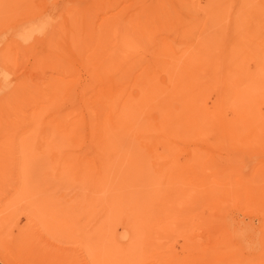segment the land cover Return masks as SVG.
<instances>
[{
    "label": "rangeland",
    "instance_id": "374dc122",
    "mask_svg": "<svg viewBox=\"0 0 264 264\" xmlns=\"http://www.w3.org/2000/svg\"><path fill=\"white\" fill-rule=\"evenodd\" d=\"M191 14L199 19L197 27L189 21ZM180 26L196 31L182 35ZM199 27L214 46L208 57L219 67L206 75L207 85L216 83L207 86L209 99L203 105L216 112L220 123L166 126L138 154L143 165L141 201L116 205L110 232L98 228L104 216L78 221V201L89 196L84 187L91 186L90 177H81L80 165L91 171L101 145L107 148L101 141L103 124L115 136L107 120L128 94L135 97L150 81L167 87L171 73L193 68L203 49L193 51L198 41L189 37L201 38ZM53 58H64V69ZM122 66H129L128 72ZM105 80L124 90L113 103L102 93L109 90ZM23 87L34 93L24 95ZM49 103L54 106L46 108ZM157 114L152 109L144 119L154 123ZM0 119V133L8 137L7 144L0 141V167L18 164V169L9 165L17 171L0 168V264H264V0H0ZM54 138L63 144L55 148ZM3 151H11L10 156ZM115 165L118 172L108 175L114 190L135 178L133 169L123 175L125 164ZM82 180L87 186H79ZM76 185L87 191L80 193ZM59 215L70 225L69 233ZM133 224L136 235L128 232Z\"/></svg>",
    "mask_w": 264,
    "mask_h": 264
},
{
    "label": "bare ground",
    "instance_id": "6f19581e",
    "mask_svg": "<svg viewBox=\"0 0 264 264\" xmlns=\"http://www.w3.org/2000/svg\"><path fill=\"white\" fill-rule=\"evenodd\" d=\"M183 9V8H182ZM188 9V8H187ZM181 10V9H180ZM177 11V10H176ZM184 11V10H183ZM193 12V11H192ZM204 13H206V12H204ZM175 14V13H174ZM173 14V15H174ZM190 14V13H189ZM185 15V14H184ZM193 14H191V15H189V16H192ZM177 16L179 17L180 15H179V12H177ZM188 15H187V17H189ZM185 17V16H184ZM193 17V18H192ZM191 17V20H189V21H192V23L193 22H195L196 23V20L198 21L199 19L197 18L196 20L194 19V17H196V15L195 16H192ZM206 17V16H205ZM174 16H173V20H174ZM201 18V17H200ZM176 19V18H175ZM185 19V18H184ZM187 19V18H186ZM189 19H190V17H189ZM192 19H194V20H192ZM202 19V18H201ZM203 20H205V19H203ZM175 21V20H174ZM187 21H188V19H187ZM188 21V22H189ZM177 22V21H176ZM183 22V21H182ZM186 21H184L183 23H185ZM202 22V27H204V25H206V24H203V22L204 21H201ZM191 23V26H193L192 27V29L194 30L196 27H197V25H199L200 23L199 22H197L196 24H195V26H194V24H192ZM199 23V24H198ZM178 24V23H177ZM186 24V23H185ZM189 24V23H188ZM187 24V25H188ZM174 25V24H173ZM168 26V25H167ZM175 26V25H174ZM182 26V25H181ZM180 26V27H181ZM171 27H172V25H171ZM176 27H177V25H176ZM195 27V28H194ZM206 27V26H205ZM204 27V28H205ZM170 28V27H169ZM173 28V27H172ZM171 28V29H172ZM178 28V27H177ZM177 28H174L175 30L174 31H176V29ZM181 30H182V32L184 31V32H190V29L191 28H187L188 30H185V28H184V30H183V28L181 27L180 28ZM179 29V30H180ZM191 29V30H192ZM197 29H202L201 27H199V28H197ZM117 30V29H116ZM115 30V31H116ZM170 30V29H169ZM191 31V32H195V31ZM206 30H207V28H206ZM215 30V29H214ZM214 30H213V32H214ZM200 31H202V30H200ZM112 32H114V31H112ZM118 32V31H117ZM123 32H125V31H123ZM181 32V33H182ZM182 33V35H184L185 33ZM197 32H198V30H197ZM203 33H201V35H203L201 38L199 37V36H197V40L195 39V38H193L192 37V35L191 34H193V33H188L189 35H191V37L193 38H191V37H189V35L187 36V37H189L190 38V40L192 41V42H197L196 43V46H194V47H192V50L193 51H196L195 50V48L196 47H198L199 49L198 50H202L203 49V53H202V55H201V57H198V58H196V57H194L193 55H194V53L193 54H190V55H192L194 58H196L195 59V65H193L192 67V69H190V70H188V72H179L178 71V73H171V75H170V77H169V79H170V83L168 84L167 82V84H168V86L167 87H162V86H159L158 84H156V83H154V82H152V81H150V84L148 85V86H146V87H143V88H141V90L139 91V93L135 96V97H132V95H130V94H128L127 96H126V98L124 99V102H123V105L117 110V112L115 113V116H111V117H109L110 118V120H107V122L109 121V124H111V126L116 130V134H115V136H111L110 134H109V131H110V129H109V126L106 124V125H104L103 124V128H102V130H101V132H102V139H101V141L107 146V148L105 147V146H103L102 147V145H101V150H100V153H97V155H96V158H95V164H93V167H92V169H91V171H88V170H90L89 168H88V170L86 169V167L85 166H83L84 164H82V166L80 165V173H81V177H90L91 178V186L90 185H85V183H84V185H82V183L83 182H85L84 180H82V182L81 181H79L78 183H80L79 184V186H87V187H84V188H86V189H89V192H90V194H89V196L87 197V198H84V199H80L78 202L80 203L79 204V216H78V221L81 219V218H84L83 219V221L84 220H87L88 218H93V217H95L97 214L101 217V219L103 218V216H104V218L101 220V225L98 227L99 228V230H101V231H103V232H110L111 230H112V227H111V221H112V217H114V216H116L117 215V213H118V209L119 208H117L116 207V205L118 206V207H120L119 206V204H136V203H139L140 201H141V195H142V190H140V189H142V176H143V165H142V158H141V155H138V154H140V151H141V149H142V147H143V144L146 146V147H148L149 146V143H150V141H152V139L153 138H151V137H155V135L158 137V134H159V132L161 131V130H163L166 126H169V125H172V124H174V123H185V124H189V125H195V127H201V128H206V124H210V123H220V119H219V117H218V115L216 114L215 115V113L216 112H209V111H207V108L206 107H204V105H203V100H204V98H206V95H207V93L209 92V90H208V88H207V86H209L210 85V88H213L214 87V85H215V83H212V84H208L207 85V83H208V80H207V73H211V72H217L218 71V69H219V67L217 68V66H216V64L215 63H213V62H211V60L213 61V59H211V58H213V57H208V54H210V53H214V46L213 45H209L207 42H206V35H207V33L203 30L202 31ZM213 32H210V33H212L213 34ZM115 33V32H114ZM179 33V32H178ZM180 33V34H181ZM199 32L197 33V34H200ZM124 35V34H123ZM181 35V36H182ZM117 35H115V37H116ZM193 36L194 37H196L195 36V34H193ZM218 36V35H217ZM186 37V38H187ZM214 37V36H213ZM185 38V39H186ZM198 38H200L199 40H198ZM209 38V37H208ZM207 38V39H208ZM219 38V37H218ZM217 38V39H218ZM115 40H116V38H114ZM188 39V38H187ZM211 39H213V38H211ZM193 40H195V41H193ZM114 41V40H113ZM190 41V43L192 44V42ZM115 42V41H114ZM125 42V41H124ZM213 42H214V40H213ZM113 43V42H112ZM116 43V42H115ZM115 43H113V46H114V44ZM189 43V44H190ZM206 43L208 44V45H206ZM65 45V44H64ZM63 45V46H64ZM112 45V44H111ZM123 45V44H122ZM124 45H125V43H124ZM128 45V44H127ZM187 45V44H186ZM66 46V45H65ZM64 46V47H65ZM158 46V45H157ZM188 46V45H187ZM186 46V47H187ZM192 46V45H191ZM216 46H218V45H216ZM125 47H127L126 45H125ZM189 47V46H188ZM67 48V47H66ZM65 48V49H66ZM118 48V47H117ZM159 48V47H158ZM158 48L156 49V50H158ZM218 48V47H217ZM154 49V50H155ZM190 49V48H189ZM220 49V48H219ZM63 50V49H62ZM61 50V51H62ZM114 51H115V49H113ZM125 50V49H124ZM167 50V49H166ZM185 50V49H184ZM110 51V46H109V50H108V52ZM130 51V50H129ZM65 52V51H64ZM63 52V53H64ZM113 52V51H112ZM119 52V51H118ZM117 52V53H118ZM181 52H183V51H180V53ZM217 52V51H216ZM111 53V52H110ZM114 53V55H115V52H113ZM120 54H122V51H120L119 52ZM137 53V52H136ZM184 54H186L187 53V51H186V53H185V51L183 52ZM188 53H190V52H188ZM187 53V54H188ZM218 53V52H217ZM66 54V53H65ZM124 54H125V52H124ZM127 54H129V53H127ZM184 54H183V58H184ZM110 56H111V54H109ZM123 55V54H122ZM131 54H129V56H130ZM189 55V54H188ZM197 55H199V54H197ZM110 56H107L105 59L107 60V59H109L110 58ZM116 56V58L118 57L117 56V54L115 55ZM120 56V55H119ZM128 56V57H129ZM132 56V55H131ZM154 56V55H153ZM152 56V57H153ZM113 57V56H112ZM128 57H126V55H125V57L124 58H126V59H128ZM133 57V56H132ZM132 57L130 58V59H132ZM188 57H191V56H188ZM187 57V59H188V61H190L193 57H191L190 58V60H189V58ZM56 58V57H55ZM115 58V57H114ZM123 58V57H122ZM122 58H120V59H122ZM123 58V59H124ZM155 58V59H154ZM165 58V57H164ZM183 58H181L180 60H182ZM194 58H193V61H194ZM210 58V59H209ZM54 59V58H53ZM58 58H56V60H57ZM62 60L64 59V58H61ZM112 59V58H111ZM133 59H136L135 57L133 58ZM147 59V58H146ZM153 59L156 61V59H157V57H153ZM152 58L150 59V61H152V63H155L154 62V60H153ZM167 59H169V58H167ZM55 60V59H54ZM53 60V61H54ZM55 60V61H56ZM60 60V59H59ZM62 60H60V62H63ZM65 60V59H64ZM113 60L114 59H112V62H113ZM116 60V59H115ZM137 60V59H136ZM206 60V61H205ZM52 61V60H51ZM52 61V62H53ZM54 61V62H55ZM109 61V60H108ZM130 61V60H129ZM148 61V60H147ZM192 61V62H193ZM57 62V64H58V62L59 61H56ZM60 62H59V64H60ZM65 62H66V60H65ZM149 62V61H148ZM191 62V61H190ZM125 63H127V61L125 62ZM131 63V62H130ZM183 63V62H182ZM187 63V62H186ZM55 64V63H54ZM113 64V63H112ZM129 64V62L127 63V65ZM137 64H138V62H137ZM61 66L63 65L64 66V64H60ZM139 65V64H138ZM144 64H142V66H143ZM146 65V64H145ZM218 65H219V63H218ZM63 66L61 67V69L63 68ZM112 66V65H111ZM113 66H115V65H113ZM130 67L131 66H133V64H130L129 65ZM129 66H126V68L127 67H129ZM149 66H150V62H149ZM148 65L147 66H143V68L145 67V68H148L149 67ZM152 66V65H151ZM154 66V65H153ZM155 67V66H154ZM171 67L172 66H169V68L171 69ZM181 66H179V65H177L175 68L176 69H179ZM111 68V67H110ZM114 68V67H113ZM118 68V67H117ZM123 68H125L124 66H122L121 67V70L123 69ZM126 68H125V70H126ZM139 68H141V67H139ZM64 69V68H63ZM129 69V68H128ZM137 69V68H136ZM149 69V68H148ZM154 69V68H153ZM156 69V68H155ZM154 69V70H155ZM93 70H95V69H92V73H93ZM96 70H97V68H96ZM95 70V71H96ZM104 70V69H103ZM124 70V69H123ZM123 71V72H128L127 70L126 71ZM142 71V68L141 69H138V70H136V72H137V74H139V71ZM144 70V69H143ZM157 70V69H156ZM167 70V69H166ZM60 71H63V70H60ZM95 71H94V73H95ZM119 71H120V69H119ZM171 71V70H170ZM116 72H117V70H116ZM205 72V73H204ZM92 73H91V75H92ZM118 73V72H117ZM141 73V72H140ZM103 75H104V73H102ZM121 74V73H120ZM119 74V75H120ZM135 73H134V71H133V75H134ZM137 74H135L136 76H137ZM163 74H165V73H163ZM131 75H132V73H131ZM133 75H132V78H135V77H133ZM149 75V74H148ZM166 75H168V74H165V76ZM94 76H95V74H94ZM126 76H129V75H126ZM164 76V77H165ZM97 77V76H96ZM107 77V76H106ZM111 76H109V78H110ZM213 77H215V75H211L210 76V78H213ZM92 78H93V75H92ZM99 78V77H98ZM105 78V77H104ZM112 78V77H111ZM130 78H131V76L129 77V81H130ZM137 78V77H136ZM1 79H2V77H1ZM159 79V78H158ZM166 79V78H165ZM167 79H168V77H167ZM3 80V79H2ZM102 80V79H101ZM133 79H131V81H132ZM135 80V79H134ZM4 81V80H3ZM6 81V80H5ZM4 81V82H5ZM94 81V80H93ZM92 81V82H93ZM111 81V80H110ZM129 81H128V78H127V80H126V82H128V84H129ZM136 81V80H135ZM135 81H134V83H135ZM105 82H106V80H105ZM104 82V88H108L109 90H106V92H102L103 93V95L104 94H106V97H109V100L108 99H106L107 101H110L111 100V102L113 103V102H115V100L117 99V92L118 93H121L122 92V96H123V93H124V90H117V89H113V87H112V84H111V87H110V85L108 84V82H106L105 83ZM112 82V81H111ZM138 82V81H137ZM136 82V84H138L139 85V83L140 82H138L137 83ZM120 83V82H119ZM124 83V86H125V82H123ZM1 84H3V83H1ZM5 84V83H4ZM122 84V83H121ZM161 84V83H160ZM130 85H132V83L130 84ZM135 85V84H134ZM122 86V85H121ZM120 85L119 86H117V87H121ZM25 88H28L27 86H24ZM23 87V88H24ZM62 87H64V86H62ZM123 87V86H122ZM129 87V86H128ZM133 87V86H132ZM15 88V87H14ZM14 88H12V89H14ZM25 88H24V90H23V92H24V95H28L29 93V95H32L34 92H33V90L31 91V92H27V90L29 89H27L26 90V92H25ZM57 89V88H56ZM59 89V88H58ZM57 89V90H58ZM119 89V88H118ZM134 89V88H133ZM132 88H131V90H133ZM138 89V88H137ZM136 89V90H137ZM64 90V89H63ZM129 90H130V88H129ZM139 90V89H138ZM7 91V90H6ZM15 91V90H14ZM56 91V90H55ZM58 91H60V90H58ZM102 91H103V89H102ZM121 91V92H120ZM126 91V90H125ZM135 91V90H134ZM212 91V90H211ZM215 91V90H214ZM33 92V93H32ZM57 92V91H56ZM22 93V92H21ZM26 93V94H25ZM102 93H100L99 95H98V97H100L101 96V94ZM134 93V92H133ZM12 94V93H11ZM14 94V93H13ZM126 94V93H125ZM124 94V95H125ZM57 95H58V92H57ZM102 95V96H103ZM134 95V94H133ZM119 96H121V94H119ZM15 97V96H14ZM105 97V96H104ZM105 97V98H106ZM208 97V96H207ZM101 98V97H100ZM105 98H104V100H105ZM123 98V97H122ZM15 99V98H14ZM102 99V98H101ZM112 99H114L113 101H112ZM207 99H209V97L208 98H206V100ZM12 100V99H11ZM98 100V99H97ZM119 100H120V97H119ZM12 101H14V100H12ZM45 101H46V99H45ZM48 101H51V99L50 100H48ZM106 101V102H107ZM208 101V100H207ZM5 102H6V99H5ZM51 102H53V101H51ZM103 102V101H102ZM106 102L104 103V104H106ZM120 102V101H119ZM216 102V101H215ZM61 103V102H60ZM9 104V103H8ZM8 104H6L5 103V106L6 105H8ZM36 104V103H35ZM50 104V103H49ZM49 104H46V108H49V107H52V106H54L53 105V103L52 104H50L51 106H48ZM122 104V103H121ZM120 104V105H121ZM205 104V103H204ZM10 105H11V103H10ZM10 105L8 106L9 107V109H10ZM38 105V104H37ZM56 105V104H55ZM108 106H111V104L109 103V104H107ZM43 106V105H42ZM59 106V105H58ZM113 106V105H112ZM36 107H38V106H36ZM56 107V106H55ZM98 107H100V106H98ZM4 108V107H3ZM41 108V107H40ZM43 108V107H42ZM44 108H45V106H44ZM42 109L43 111L45 110L46 111V109ZM101 108V107H100ZM100 108H98L99 110H102V108L100 109ZM54 109V108H53ZM104 109V108H103ZM156 110V112H158V114H159V119L157 120V121H155L154 123H156V124H154V123H150L149 121V119L147 118V120L148 121H146L145 119H144V115H148V113L150 112V110ZM8 110V109H7ZM5 111V110H4ZM219 111H220V108H219ZM8 112V111H7ZM6 111H5V113H7ZM42 112V111H41ZM51 112V111H50ZM92 112V111H91ZM157 114V115H158ZM5 115V114H4ZM4 115H2V116H4ZM7 115H8V113H7ZM10 115V114H9ZM55 115H58V114H55ZM151 115H152V113H151ZM16 116V115H15ZM41 116H43V115H41ZM109 116V115H108ZM9 117V116H8ZM8 117H6L5 116V118H8ZM107 117V116H106ZM157 117V118H158ZM10 118V117H9ZM12 118H14V116L13 117H11L10 119L12 120ZM16 118V117H15ZM41 118V117H40ZM82 118V117H81ZM108 118V117H107ZM1 119H3V117L1 118ZM0 119V123H2L3 124V122H2V120ZM18 119V118H17ZM61 119H63V118H61ZM22 120V119H21ZM53 120V119H52ZM87 120V119H86ZM8 120H6V122H7ZM16 121V120H15ZM18 121V123H19V121H20V118H19V120H17ZM17 121H16V123H17ZM85 121V120H84ZM140 122L141 124L139 125L138 123H136V122ZM221 121H222V118H221ZM8 122H11V121H8ZM14 122V121H13ZM25 122V121H24ZM42 122V121H41ZM65 122V121H64ZM67 122V121H66ZM65 122V123H66ZM26 124H28L27 122H25ZM48 123V122H47ZM98 123V122H97ZM35 124V123H34ZM38 125H39V123H37ZM80 124V123H79ZM85 124V123H84ZM101 124V123H100ZM4 125H7L6 123L4 124ZM11 125V124H10ZM10 125H9V127H10ZM13 125V124H12ZM19 125V124H18ZM18 125H15V126H13V127H16V126H18ZM20 125H21V123H20ZM19 125V126H20ZM23 125V124H22ZM60 125V124H59ZM66 125H68V124H66ZM65 125V126H66ZM98 125V124H97ZM97 125H95L96 127H93V128H97ZM3 126V125H2ZM18 126V127H19ZM28 126V125H27ZM37 126V125H36ZM61 126V125H60ZM63 127H64V124L62 125ZM61 126V127H62ZM92 126V125H91ZM99 126V125H98ZM25 127H26V125H25ZM24 126H23V129L25 128ZM29 128H31V126L29 125L28 126ZM39 127V126H38ZM37 127V128H38ZM41 127H43V126H41ZM40 127V128H41ZM59 127V126H58ZM84 127V126H83ZM88 127V126H87ZM100 127V126H99ZM2 128V127H1ZM11 128V127H10ZM9 128V129H10ZM28 128V129H29ZM48 129H50L49 127H47ZM79 128H80V126H79ZM92 128V127H91ZM12 129H14V128H12ZM19 129V128H18ZM22 129V128H21ZM99 129H101V128H99ZM4 130H6V128L5 129H3V135L5 136V135H7L5 132H4ZM8 130V129H7ZM16 130V129H15ZM14 130V131H15ZM39 130V129H38ZM58 130H59V128H58ZM97 130V129H96ZM17 131V130H16ZM26 131V130H25ZM40 131V130H39ZM60 131V130H59ZM6 132H8V131H6ZM10 132V131H9ZM8 132V133H9ZM11 132H12V130H11ZM19 133H20V131H18ZM31 132V131H30ZM34 132V131H33ZM38 132V131H37ZM36 132V133H37ZM92 132V131H91ZM98 132V131H97ZM16 133V132H15ZM35 133V134H36ZM58 134H59V132H57ZM96 133V131L94 132V134ZM1 136H0V141H3V144H7V143H5V142H7V141H5L4 142V140H6L7 138H3L2 137V130H1ZM12 134V133H11ZM21 134H22V132H21ZM31 134H32V132H31ZM50 134V133H49ZM49 134H48V136H49ZM57 134V135H58ZM19 135V134H18ZM33 135L34 134H32V136H30V137H33ZM51 135H52V133H51ZM50 135V136H51ZM61 135V137L63 136V137H65V135H62V134H60ZM75 135H77V134H75ZM101 135V134H100ZM100 135L98 136V135H96V136H98V138L97 139H99V137H100ZM8 136H10V135H8ZM48 136H47V138H48ZM68 136V135H67ZM1 137H2V140H1ZM11 137V136H10ZM22 137V136H21ZM34 137H38V136H34ZM40 137H41V135H40ZM52 137V136H51ZM54 137V136H53ZM60 137V138H61ZM62 137V138H63ZM13 138V137H12ZM11 138V139H12ZM20 138V137H19ZM50 138V137H49ZM21 139V138H20ZM51 139V138H50ZM49 139V140H50ZM54 139H56V138H54ZM65 139H66V137H65ZM77 139V138H76ZM94 139H95V137H94ZM156 139V138H155ZM8 140H10V139H8ZM16 140V139H15ZM14 140V141H15ZM27 140V139H26ZM29 140V139H28ZM32 140V139H31ZM37 140V139H36ZM46 140V139H45ZM60 140H62V139H60ZM23 141V140H22ZM54 141V140H53ZM52 141V142H53ZM56 141V142H55ZM54 142V147H55V144H57L58 142V140L56 139ZM62 141H64V140H62ZM17 142V141H16ZM21 142V141H20ZM25 142V141H24ZM10 142H8V144H9ZM15 143V142H14ZM60 143V142H59ZM58 143V144H59ZM97 143V142H96ZM2 144V143H1ZM16 144V143H15ZM14 144V145H15ZM32 144V143H31ZM60 144H63L62 142L60 143ZM10 145V144H9ZM46 145V144H45ZM97 145V144H96ZM8 146V145H7ZM5 147V146H3L4 147V149L6 148H8V147ZM17 146V145H16ZM15 146V147H16ZM24 146V145H23ZM27 146H29V145H27ZM26 146V147H27ZM33 146H35V145H33ZM57 146V145H56ZM95 146V145H94ZM1 148H2V146H0ZM0 148V149H1ZM23 148L24 147H21V151H23ZM32 148V147H31ZM31 148H27L26 150L27 151H29L28 149H30V150H32ZM46 148V147H45ZM56 148V147H55ZM5 149V150H6ZM9 149V148H8ZM7 149V150H8ZM12 149V148H11ZM46 149H48V147L46 148ZM58 149V148H57ZM14 150H17V148L16 149H14ZM14 150H12L13 152H11V151H8V152H11V154L13 153L14 154ZM61 149L59 148L57 151H60ZM48 151V153H49V150H47ZM47 151H46V154L47 155H49L48 153H47ZM102 151V152H101ZM3 152H5V151H3ZM7 152V151H6ZM5 152V153H6ZM6 153L7 154V156H10V154L9 153ZM16 152H19V151H16ZM15 152V153H16ZM0 153L2 154V152L0 151ZM5 153H4V156H5ZM35 152H33L32 154H34ZM61 153V152H60ZM60 153H58V154H60ZM93 153V152H92ZM95 153V152H94ZM12 154V155H13ZM16 154H18V153H16ZM15 154V155H16ZM22 154H24V152L22 153ZM26 155H28V154H26ZM25 155V156H26ZM30 155H31V152H30ZM47 155H45V156H47ZM24 156V155H23ZM31 156H34V155H31ZM30 156V157H31ZM43 156H44V154H43ZM60 156V155H59ZM73 156V155H72ZM12 157V156H11ZM10 157V159L12 160V159H14V158H11ZM37 158H38V154H37V156H36ZM67 157V156H66ZM69 157V160H70V156H68ZM67 157V158H68ZM74 157V156H73ZM73 157H72V159H73ZM80 157V156H79ZM78 157V158H79ZM81 157H84V156H81ZM2 158H3V156H2ZM2 158H1V160H2ZM18 158V157H17ZM35 158V157H34ZM47 158H48V156H47ZM60 158H62V157H60ZM30 159V158H29ZM49 159V158H48ZM58 159H59V157H58ZM71 159V160H72ZM75 159H77V157L75 158ZM86 159V158H85ZM5 160V159H4ZM16 161H17V159H15ZM25 160H27V159H25ZM38 161H39V159H37ZM41 160V159H40ZM50 160V159H49ZM61 160V159H60ZM78 160V159H77ZM91 160V159H90ZM93 160V159H92ZM7 161V160H6ZM14 161V160H13ZM29 161V160H28ZM27 161V162H28ZM42 161H44V160H42ZM48 161V160H47ZM62 161V160H61ZM64 161V160H63ZM84 161V160H83ZM3 162V161H2ZM34 162V161H33ZM41 161H39L38 163H40ZM46 161H44V163H45ZM49 162V161H48ZM59 162V161H58ZM58 162H57V164H58ZM76 162V161H75ZM17 163V162H16ZM43 162H41V164H42ZM43 163V164H44ZM50 163V162H49ZM63 163H67V162H63ZM89 163V162H88ZM93 163V162H92ZM111 163H112V165H111ZM118 163V165L119 164H125V169L123 170V175H128V174H130L131 173V170L134 172V174H135V178H134V180H132V182L131 181H127V180H125L121 185H119L117 188H116V190H114V189H112L111 188V186H110V184H109V182H108V175L111 173V172H118V171H115L114 169H116L114 166H116L115 164H117ZM14 164L15 165V163H10V164H4L2 167H4V166H6L7 165V167H6V169H8V167H9V171H15L16 169H18V164H17V167L16 166H14L16 169H14V170H12L11 168H14V167H12V165ZM33 164V163H32ZM35 164V163H34ZM33 164V165H34ZM56 164V165H57ZM73 164V163H72ZM87 164V163H86ZM9 165H11V168H10V166ZM24 165V164H23ZM55 165V164H54ZM91 165V164H90ZM51 166V165H50ZM65 166V165H64ZM63 166V167H64ZM92 166V165H91ZM2 167H0L1 168V170L3 171V169H2ZM52 167V166H51ZM77 167V166H76ZM88 167V166H87ZM90 167V166H89ZM72 168V167H71ZM22 170V169H21ZM73 170H74V168H73ZM2 171H1V173H2ZM17 171V170H16ZM60 171H62V170H60ZM22 172V171H21ZM122 172V171H121ZM3 174V173H2ZM62 174H64V171L62 172ZM68 176V174H65V175H62V176ZM61 178V177H60ZM138 179V180H137ZM135 180H137V181H135ZM127 181V182H126ZM130 184H132V187H137V188H132L131 187V185ZM137 185V186H134V185ZM130 185V186H129ZM90 186V187H89ZM76 187L78 188V186L76 185ZM131 187V188H130ZM82 188V187H81ZM83 188V189H84ZM79 189V188H78ZM77 189V190H78ZM78 190L80 193H81V191H84V190H86V189H84V190ZM77 190L75 191V192H77ZM87 191V190H86ZM136 191V192H135ZM78 192V193H79ZM135 192V193H134ZM77 193V194H78ZM77 194H75L77 197H78V195ZM83 195V194H82ZM80 197V196H79ZM129 212H130V214H132V215H138L137 213H136V210L135 209H129ZM60 218H61V216L59 215V220H60ZM9 221H11V220H9ZM8 221V222H9ZM60 221H63L62 222V225H64L65 226V229H66V233H69L70 232V225L67 223V221H66V219L65 218H63L62 220H60ZM23 224V223H22ZM21 225V224H20ZM19 225V226H20ZM26 227V226H25ZM25 229V228H24ZM65 232V231H64ZM128 232H130V233H132L133 235H136V233H137V230H136V225L135 224H133L129 229H128ZM30 235H27V234H25L24 235V238H26V239H29L30 237H29ZM21 240H23L24 241V239H21ZM25 242V241H24ZM29 242H27V244H28ZM25 244H26V242H25ZM26 244V245H27ZM25 245V246H26Z\"/></svg>",
    "mask_w": 264,
    "mask_h": 264
}]
</instances>
